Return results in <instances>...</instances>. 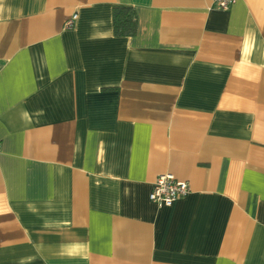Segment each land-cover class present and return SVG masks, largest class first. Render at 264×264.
<instances>
[{
  "label": "crops",
  "instance_id": "0c3cea01",
  "mask_svg": "<svg viewBox=\"0 0 264 264\" xmlns=\"http://www.w3.org/2000/svg\"><path fill=\"white\" fill-rule=\"evenodd\" d=\"M0 264H264V0H0Z\"/></svg>",
  "mask_w": 264,
  "mask_h": 264
},
{
  "label": "built area",
  "instance_id": "2783aa9c",
  "mask_svg": "<svg viewBox=\"0 0 264 264\" xmlns=\"http://www.w3.org/2000/svg\"><path fill=\"white\" fill-rule=\"evenodd\" d=\"M234 0H213V6L219 9H226ZM76 15H72L65 22L70 27L73 25ZM189 191L188 183L184 180L175 178L171 174L158 175L149 193V199L158 206H169L176 199L185 195Z\"/></svg>",
  "mask_w": 264,
  "mask_h": 264
},
{
  "label": "trees",
  "instance_id": "16d2710c",
  "mask_svg": "<svg viewBox=\"0 0 264 264\" xmlns=\"http://www.w3.org/2000/svg\"><path fill=\"white\" fill-rule=\"evenodd\" d=\"M113 31L116 35L130 36L137 29L136 14L132 7L117 6L113 9Z\"/></svg>",
  "mask_w": 264,
  "mask_h": 264
}]
</instances>
